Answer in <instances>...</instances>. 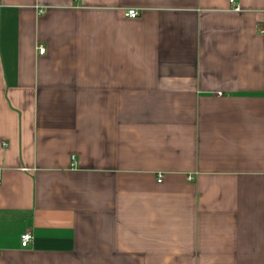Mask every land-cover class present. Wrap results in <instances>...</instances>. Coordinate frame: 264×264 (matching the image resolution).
Here are the masks:
<instances>
[{
	"label": "crops",
	"instance_id": "0c3cea01",
	"mask_svg": "<svg viewBox=\"0 0 264 264\" xmlns=\"http://www.w3.org/2000/svg\"><path fill=\"white\" fill-rule=\"evenodd\" d=\"M231 1L0 0V264H264V0Z\"/></svg>",
	"mask_w": 264,
	"mask_h": 264
},
{
	"label": "built area",
	"instance_id": "2783aa9c",
	"mask_svg": "<svg viewBox=\"0 0 264 264\" xmlns=\"http://www.w3.org/2000/svg\"><path fill=\"white\" fill-rule=\"evenodd\" d=\"M231 5L234 7V12H240V7L238 5L235 4V2L232 0ZM2 5L0 3V9H1ZM139 13L135 10H130L126 13V17L130 18V19H136L138 18ZM259 34L264 35V21L262 23V25L259 27ZM39 54L40 55H44L45 54V49L43 47H39ZM192 178H189V181H191ZM1 179H0V184H1ZM158 183L161 184L162 183V177L160 176L158 178ZM32 235L30 233H26L24 235L21 236V246L22 248H27L29 247V245L32 242Z\"/></svg>",
	"mask_w": 264,
	"mask_h": 264
}]
</instances>
